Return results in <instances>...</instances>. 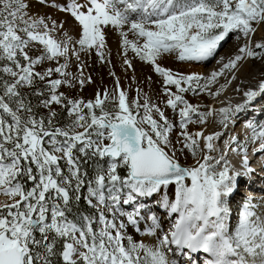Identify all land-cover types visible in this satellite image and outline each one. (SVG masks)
<instances>
[{"label": "snow or ice", "instance_id": "6c2138e0", "mask_svg": "<svg viewBox=\"0 0 264 264\" xmlns=\"http://www.w3.org/2000/svg\"><path fill=\"white\" fill-rule=\"evenodd\" d=\"M109 33L158 99L151 75L121 87ZM93 52L114 86L85 100L69 92L92 83ZM257 157L264 173V0H0V264H264Z\"/></svg>", "mask_w": 264, "mask_h": 264}, {"label": "rangeland", "instance_id": "374dc122", "mask_svg": "<svg viewBox=\"0 0 264 264\" xmlns=\"http://www.w3.org/2000/svg\"><path fill=\"white\" fill-rule=\"evenodd\" d=\"M33 3L35 4V0H33ZM34 10L48 11L47 9H43L40 6H37V8ZM54 17H60L61 19H66L64 17V15L60 14V13H54ZM66 28L69 30V34H71L73 36L78 35V29H73L72 22H71L70 18H67ZM110 34L112 35L113 41L115 42L116 45H115V49H112L107 44V49L105 51L107 53H109V55L106 57V59L111 61V64H112L111 71L115 72L116 77H119L121 87L122 88H128L129 85H132V77L133 76H135L137 78V81L139 82L142 80L141 78L151 75L152 80H153L151 87L149 88L147 83H145L146 88L142 86L143 83L140 84V87L142 86L146 92H149L150 96L153 99H158L157 92L159 91L160 85L158 83H156V81L159 78L156 77L155 73H153L151 71L150 66L144 65L141 62H139L138 60L133 61V63H135L134 66L137 67L136 72H132L131 70H129L128 72H125L124 68L121 66V57L118 56V54H117L119 38L114 33H110ZM234 50H235L234 41L229 40L228 43L224 45V48L221 49V54L226 56L229 52L234 51ZM129 55L131 56V53H129ZM81 60L84 61V65H83L84 75L90 76L92 79V83L91 84H85V86L82 90L73 89L69 92V94L75 95L78 93L85 100H88V99H93L95 97V94L98 91L103 92L104 89H108L111 92L113 90V86H114V78L111 75H109V68L106 66V64L100 63L98 58L95 56L94 52L92 53L91 56L81 54ZM162 63L166 67H170V68L179 70L181 72L197 71V72L205 73L206 67L208 68V67H214L215 66L214 62H213L212 64H207L206 66H194L192 68H188L187 65L182 64V63L174 60L173 58H166L162 61ZM200 68H201V70H200ZM72 70L75 72L76 71L75 67H73ZM137 70H138V72H137ZM260 70H261V65L256 64V63L248 64V65H245L241 69V71L238 73V77H239V79L247 80V79H250L251 76L257 75ZM141 73H143L142 77H141ZM221 82H223V80H221ZM61 90L62 91H68V90L63 89V88ZM135 95H136L135 86L133 85L131 90L129 91V99H132L133 97H135ZM225 95L231 96L233 98H239V95L237 93L233 92L231 88L228 89V91L225 93ZM187 98L192 103H197V102H199L201 104L212 103L211 99L206 94L202 95L199 98L188 95ZM240 125H242V123L237 122V124L235 126V131L237 130V128ZM191 127L192 126H190V128ZM241 127L242 128L239 130L240 132L236 131V133H238L240 135V137L244 135L243 125ZM176 131H178V129ZM175 138H176V132L174 131L172 134V139L175 140ZM189 162H193L191 160V158L188 159L187 163H189ZM261 179H264V178L261 177ZM257 188L259 189L258 186L255 187V189H257ZM242 191L243 190H241V192ZM251 194L255 197H257V196L259 197V195L254 190H251ZM239 196L240 195L236 196L234 198V200H237V197H239ZM237 210H238V203H235L233 205V210H232V215L234 217L236 215ZM137 238L138 239L141 238V237H139V234H137Z\"/></svg>", "mask_w": 264, "mask_h": 264}, {"label": "bare ground", "instance_id": "6f19581e", "mask_svg": "<svg viewBox=\"0 0 264 264\" xmlns=\"http://www.w3.org/2000/svg\"><path fill=\"white\" fill-rule=\"evenodd\" d=\"M107 44H108V46L109 47H111L112 49H115V42L113 41V37H112V35L109 33V35H108V38H107ZM135 64V63H134ZM135 67V72H136V69H137V67L136 66H134ZM212 68L213 67H206V69H205V71L206 72H209V71H211L212 70ZM200 70H201V68H200ZM137 72H138V70H137ZM144 72V71H143ZM205 72V73H206ZM143 76V73H141V77ZM142 79V78H141ZM145 83H143L142 84V86L143 87H145ZM141 86V87H142ZM142 87V88H143ZM146 88V87H145ZM226 96V95H225ZM234 101H236V102H238L239 101V98H234ZM218 106V105H217ZM242 125H240L238 128H237V132H240L239 130L242 128L241 127ZM210 130H212V129H210ZM191 163H193V162H189V164H191ZM251 163H252V165H253V167H255L256 168V170H257V175L256 176H254L253 178H252V180H250V181H248L247 182V184L249 185V187H251V184L253 183V181H254V183H259L257 186L259 187V189H261V188H264V184L263 183H261V181H259V179H261V177L262 178H264V175H263V173H261L260 172V165H261V160L257 157V158H253L252 160H251ZM263 175V176H262ZM253 187H254V185H253ZM258 189V190H259ZM243 191L240 193V196L239 197H237V199H239V198H241V196H243L244 195V192H245V189H242ZM257 189H256V193H258V195L260 196L261 195V192L260 191H258ZM258 191V192H257ZM258 197V196H257ZM233 201H235V200H233ZM162 211V210H161ZM165 224H167V220H165Z\"/></svg>", "mask_w": 264, "mask_h": 264}]
</instances>
